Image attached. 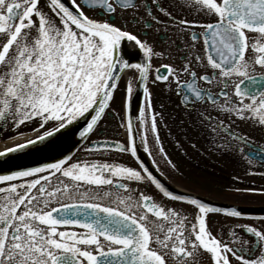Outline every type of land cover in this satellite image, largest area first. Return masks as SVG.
I'll use <instances>...</instances> for the list:
<instances>
[{"label": "snow or ice", "instance_id": "6c2138e0", "mask_svg": "<svg viewBox=\"0 0 264 264\" xmlns=\"http://www.w3.org/2000/svg\"><path fill=\"white\" fill-rule=\"evenodd\" d=\"M86 7L100 8L101 14L108 15L97 21L85 15L82 9ZM189 7L213 22L177 20L174 10ZM142 8L147 9L146 16ZM116 15L124 22H110ZM161 17L177 27H200L203 31L191 32L192 44L182 50L181 59L186 61L182 67L162 64L155 69L152 83L165 82L169 91L176 83L181 103L189 110H194L195 103L210 102L229 118L247 119L264 128V42L251 43L257 53L254 61L246 55V32L264 39V0H83L79 4L71 0L70 6L64 0H0V129L7 130L8 123L14 130L39 123V128L33 129L38 133L34 139L7 147L0 151V158L46 142L81 120L86 123L79 131L81 140L97 135L115 93L120 91L121 73L130 69L138 77L125 79L123 90L129 110L127 143L93 140L85 150L115 149L138 157L139 140L157 169V156L170 163L157 127V117L161 122L163 117L154 112L149 91L152 58H167L170 53L156 50L138 38L141 31L132 30L141 24L144 29L151 28L152 23L167 27ZM143 35L147 36V31ZM198 36L204 38V57L196 50ZM123 41L138 46L142 62L130 63L121 57ZM209 68L210 74L198 76ZM185 74L190 79L181 82ZM198 79L210 86L221 85L219 92L201 87ZM231 85L234 91L230 93ZM137 88L144 96L136 114L139 131L132 125L130 111ZM198 115L214 148L238 152L249 166L253 160L264 164V144H255L233 131L223 119L203 112ZM116 116L124 127V118L119 112ZM137 162L138 169L119 163L72 162L68 156L0 174V264H194L197 257L205 258L207 264H264V230L244 226L254 238L251 244L235 230L225 242L222 235L212 234L206 222L207 214L224 210L199 198L170 192L143 161ZM57 173L72 183L61 181L50 190L51 176ZM148 181L170 202L192 207L191 217L175 207H160L147 195H141L142 204L134 200L131 193L138 189L128 184ZM105 187L116 192L105 191ZM119 190L128 194L121 195ZM105 200L110 203H103ZM57 202L59 206H52ZM140 208L156 220L139 214ZM226 215L238 218L242 214L232 208ZM233 239L239 241V247ZM257 251L258 257L245 258Z\"/></svg>", "mask_w": 264, "mask_h": 264}, {"label": "flooded vegetation", "instance_id": "af4514ba", "mask_svg": "<svg viewBox=\"0 0 264 264\" xmlns=\"http://www.w3.org/2000/svg\"><path fill=\"white\" fill-rule=\"evenodd\" d=\"M69 5L71 0H66ZM42 2L46 3L47 0H42ZM76 2L83 3V0H76ZM143 2V0H141ZM171 2V0H169ZM148 3H151V0H148ZM115 7V5H114ZM89 18H94L97 21L105 20L107 13L101 14L103 12L100 8H84L82 9ZM118 11H122L119 10ZM155 11V9H153ZM141 12L145 14L147 13V9L142 8ZM174 15L177 20L186 19L189 22L197 23V24H207L213 22L211 17L205 15H198L195 8H184L181 10H174ZM35 19V18H34ZM162 20L165 21V24L168 25L165 27L164 24L157 25L152 23V27L148 29H144L143 25H139L135 28H130L135 32L137 30L141 31V35L138 37L139 39L147 40L150 45H153L156 50H166V53H170L167 58L157 59L153 57L151 60L152 71L150 73L149 78V91H150V99L153 105L154 112L162 113V111L155 110L160 107L159 102L164 97V93L169 95L177 105L183 110L186 118L188 119L189 125L187 127H181L179 131L184 142L181 143V146H176L179 143L169 142L171 147L176 149V151H183L182 163L185 165V169L188 171V176L180 175L174 172L171 166L167 165V167H162L159 169V172H156L165 183L170 186L176 187L182 193L188 196L203 198L208 200H215L218 202H224L234 205H244L250 207H264V164H261L259 160H253L251 166H249L247 160L242 157L238 152L232 151H222L214 148L210 142V137L207 129L203 127L199 120V113L203 112L206 115H211L216 117L217 119L225 120V123H230L233 131L239 133L240 135L247 136L253 143L255 144H264V128L256 126L252 121L244 119L241 120L239 118H229L225 114L217 112L210 102H198L194 105V110H189L182 103V94H178L176 89V83L172 84V90L169 91L168 85L165 82L157 81L154 84L152 80L155 76V69L161 67L162 64H169L171 66L179 69L186 62L181 59V56L184 55V51L186 47L191 46V32L196 31L198 34L203 31L202 28L196 27L193 29H185L182 27H177L172 25L171 21H168L167 18L161 17ZM110 22L114 24H121L124 21L121 19L119 15L115 16V19ZM143 31H147V36L143 35ZM246 35L249 37V48L246 51V55L249 57L250 62L254 61L257 53L251 48V43L253 42H264V39H260V34L246 32ZM126 46L128 47L130 54V62L131 63H139L142 62V53L139 51L138 46L135 45L134 42H127ZM204 38L203 36H198V40L196 41V50L198 54L204 57L205 52ZM206 64V59L204 60ZM199 67V66H198ZM257 67V73H259V66ZM211 69L209 68L207 72L203 70L198 73L200 74H210ZM138 77V73L134 70H128V77L126 79H134ZM181 82H185L190 77L185 74L181 76ZM125 82V81H124ZM198 84L201 87H211L214 93H218L221 85L214 83L213 85H208L206 82L199 81ZM234 91V85H231L229 88V92ZM220 101L223 100L222 97H218ZM125 100V99H124ZM144 101V97H143ZM192 107V106H189ZM120 117L124 118V127H121V120L117 118L116 113L113 110H109L104 116L100 129L101 131L97 135L90 136V139L84 141L78 149L71 154L72 162H96V163H119L125 166H131L133 168L138 169V160L143 161L152 174L158 178L153 172V168L150 167L146 160L138 154V157H132L130 153L120 152L115 149L111 150H100V149H92L86 151L85 149L89 147L91 141L93 140H109L113 143H127V116L122 109L118 111ZM171 117V114H169ZM158 118V117H157ZM195 124L197 126L195 127ZM132 125L135 129L139 131V125L137 122V118L134 117ZM7 130L0 129V145L9 144L7 147H13L15 143H23L26 139L32 138L34 139L38 133H35L33 129L39 128V123L34 122L31 125L25 127L21 126L18 130H14L11 123H8L6 126ZM51 128V125H49ZM23 133V135H20ZM161 136V135H160ZM162 137V136H161ZM149 143L151 144L152 135L149 134ZM164 143L165 139L162 138ZM219 142V141H218ZM139 148L142 150V146L139 145V140L136 141ZM236 144L237 142H233ZM166 145V144H165ZM182 145H184L182 147ZM192 145H195L193 147ZM6 147V148H7ZM189 151L186 153V149ZM5 148V150H6ZM3 150V149H2ZM0 150V151H2ZM247 151V148H245ZM185 153V154H184ZM144 155V154H143ZM198 157V158H196ZM56 162V161H55ZM164 168V169H163ZM183 176V177H182ZM71 184L70 178L63 177L62 174H55L51 176V188L60 186V182ZM263 182V184H259ZM115 182V180H114ZM161 182V181H160ZM161 182L162 185L165 186V183ZM127 183V182H125ZM128 187L131 189H138V191H133L131 194L137 202L142 204L140 200L141 195H147L152 199L154 203H156L160 207H175L181 210L182 215L186 214L191 217V214L194 212L192 207L187 206L184 203L170 202V198L163 197L162 193H159V190L155 188L154 185L148 182H132L128 184ZM105 191L116 192L114 188L105 187ZM121 195H127L124 190H119ZM261 202H254L255 199H260ZM63 199V198H61ZM247 199V200H242ZM254 200V201H253ZM67 202V201H65ZM103 203L107 204L110 201H103ZM52 206H59L58 202L54 203ZM139 214H146L150 220L155 221L156 218L152 216L151 213H147L146 210L140 208L138 209ZM207 225L210 227L211 232L214 236L222 235L225 242H228L230 239V233L235 230L238 237H240L243 241L252 243L253 237L246 233L243 229L244 226L256 227L258 230H264V217L253 215L248 217H228L224 213H211L206 216ZM190 229V225H188ZM60 230H65L61 228ZM69 230H79L77 228H71ZM166 230V229H165ZM233 242L237 247L240 246L239 241ZM231 246V245H230ZM251 251V248H249ZM260 255V252L257 251L255 256H245L246 259L256 258ZM194 264H207V260L202 257H197L194 261ZM233 264H239V262L233 261Z\"/></svg>", "mask_w": 264, "mask_h": 264}, {"label": "water", "instance_id": "95a60500", "mask_svg": "<svg viewBox=\"0 0 264 264\" xmlns=\"http://www.w3.org/2000/svg\"><path fill=\"white\" fill-rule=\"evenodd\" d=\"M141 93L142 90L137 88V94ZM84 126H86V123L84 120H81L61 130L60 133L55 134L46 142L39 143L21 153H14L8 157L0 158V174H9L14 170L40 166L45 163H50L51 161L63 159L71 154L83 141L79 137V131ZM209 206L220 208L224 210L221 211L224 213L229 209L235 208L239 210L243 216L258 215L264 217L263 207H237L211 202Z\"/></svg>", "mask_w": 264, "mask_h": 264}, {"label": "rangeland", "instance_id": "374dc122", "mask_svg": "<svg viewBox=\"0 0 264 264\" xmlns=\"http://www.w3.org/2000/svg\"><path fill=\"white\" fill-rule=\"evenodd\" d=\"M124 87H125V82L122 80L120 82V91H117L115 93V100L112 103V108L110 110H113L114 112H118L122 109L123 106V101L125 99L124 96ZM163 99L159 102L160 107L155 110L157 111H162L161 115L163 117L162 122L160 120V117L157 118V127H158V133L159 137L165 139V144H164V150L167 153L168 160L170 163H167L169 166H171L172 170L180 175L183 176H188V171L185 169L184 163H182V158H183V151L180 150V152L176 151L174 147L172 148L169 144V142H175L174 139H176V142L179 144L176 146H181V143L183 144L184 139L181 134V127H187L190 126L188 119L185 116V113L181 108L177 105V103L169 97V95L164 93ZM171 114V117H169ZM197 124H195V127ZM162 137H161V136ZM175 142V143H176ZM184 145H182L183 147ZM186 149V147H184ZM187 150V149H186ZM189 152L188 150L186 153ZM185 154V153H184ZM198 158V157H196ZM182 176V177H183ZM259 184H263V182L259 181ZM242 200H247V199H242ZM254 201V200H253ZM254 202H261L260 199H255Z\"/></svg>", "mask_w": 264, "mask_h": 264}, {"label": "bare ground", "instance_id": "6f19581e", "mask_svg": "<svg viewBox=\"0 0 264 264\" xmlns=\"http://www.w3.org/2000/svg\"><path fill=\"white\" fill-rule=\"evenodd\" d=\"M9 144L0 145V150L5 149Z\"/></svg>", "mask_w": 264, "mask_h": 264}]
</instances>
